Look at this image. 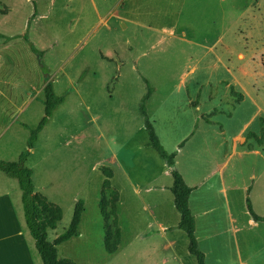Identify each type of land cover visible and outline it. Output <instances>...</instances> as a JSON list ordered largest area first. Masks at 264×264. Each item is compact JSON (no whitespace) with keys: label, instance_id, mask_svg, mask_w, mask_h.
<instances>
[{"label":"rangeland","instance_id":"1","mask_svg":"<svg viewBox=\"0 0 264 264\" xmlns=\"http://www.w3.org/2000/svg\"><path fill=\"white\" fill-rule=\"evenodd\" d=\"M0 11L5 13H0V33L13 38H0V160L16 162L28 149L31 131L44 115L46 76L56 95H66L26 164L38 193L64 212L49 233L50 242L68 230L77 201H84L79 235L57 247L59 258L76 264H163L172 254L165 251L166 244L175 241L186 264H198L178 228L174 202L164 197L159 219L153 222L133 182L109 164L113 154H126L131 163L136 160L145 167V184H172L165 175L167 164L149 147L140 112L145 77L155 88L147 104L149 117L167 152H178L179 144L195 133L174 169L187 173L189 185L213 191L207 192L205 206L198 193L193 197L195 219L217 223L224 232L217 231L218 225L206 228L215 235L199 244L206 264H264V222L253 220L246 203L249 197L255 213L264 217V152L259 157L245 148L234 149L235 137L245 130L261 135L264 0H0ZM25 34L43 57L35 56ZM188 75L189 82H179ZM231 86L244 102L237 103ZM202 94L199 113L194 106ZM205 113L219 124L198 123ZM249 142L257 145L255 139ZM225 153H234L224 169L227 195L203 184ZM102 166L116 171L111 184L120 193L117 213L124 242L112 255L105 250L99 207L107 179ZM132 170L130 177H141L138 168ZM251 173L257 179L249 193ZM1 188L15 197L24 220L18 181L0 172ZM168 194L173 196L171 190ZM212 207L217 212L203 220L202 213ZM231 215L236 217L235 235L229 233L234 229ZM158 223L173 230L163 235ZM11 230L0 219V237ZM8 245L0 244V258L2 249L12 248Z\"/></svg>","mask_w":264,"mask_h":264},{"label":"trees","instance_id":"2","mask_svg":"<svg viewBox=\"0 0 264 264\" xmlns=\"http://www.w3.org/2000/svg\"><path fill=\"white\" fill-rule=\"evenodd\" d=\"M0 13L5 14L3 11H0ZM36 16L37 10L35 11L33 18ZM23 37L25 38V41L29 42L30 48L35 56L38 58L43 57V52L39 51L35 44L29 40L28 35L25 34ZM0 38H5L6 40L13 39L12 37L5 36L1 33ZM142 78L146 84L147 92L141 99L140 112L145 120V129L149 135V147L153 148L169 167H172L177 153L169 154L156 133L147 108V103L155 93V88L148 78ZM45 81L46 85L44 87L43 100L44 115L36 129L31 131L28 140V149L21 153L19 160L16 162L0 160V172L10 178L16 179L19 183L22 192L21 202L23 206L25 226L29 236L33 240L42 264H76L70 259L59 258L57 247L79 235V227L84 212V201H77L68 230L57 237L53 242H50L49 230H55L57 228L59 222L63 219L64 212L59 205L50 201L48 197L35 191L33 170L26 165L31 150L34 148V145L38 140L39 134L49 123L57 107L63 104L66 100V95H56L50 77H47ZM230 89L231 95L236 97L237 103L240 104L243 101V95L240 92L235 91L233 86H231ZM205 121L208 124H214L208 119H205ZM259 122L261 126V135L250 132L247 138L255 139L257 143L262 146L264 144V117H260ZM187 140L188 138L184 140L179 147H183ZM101 170L107 177L103 184L101 201L99 203L105 226L104 244L107 253L114 254L118 251L122 242V230L119 225V216L117 213L120 193L112 187L110 182V179L113 178L114 175L113 171L107 167H102ZM170 173L173 178L171 191L174 195V205L180 214L178 228L186 233L189 240V252L196 257L198 264H206V256L198 247V241L195 234L196 221L189 204V198L194 189L186 183L184 177L177 169H171ZM246 203L253 220L255 222H264V217L255 213L249 197L246 198Z\"/></svg>","mask_w":264,"mask_h":264},{"label":"crops","instance_id":"3","mask_svg":"<svg viewBox=\"0 0 264 264\" xmlns=\"http://www.w3.org/2000/svg\"><path fill=\"white\" fill-rule=\"evenodd\" d=\"M106 58L109 59V60H113L110 57H106ZM187 79H189V75L186 76V77L182 76L180 78L179 82L183 81L184 83H187V82L190 81V80H187ZM227 82H230V81H227ZM232 83H235V82H230V84H232ZM202 98H203V94L201 96V100L199 101V103L197 105H195V106L192 105V106L195 107V110L197 112H199V113L202 112V107L200 105L201 101H203ZM244 101H242V102H244ZM206 114L207 113L201 115L198 118V120H197L198 123H200V121H201L200 119H202L201 123L206 122L205 121V119H207V118H205ZM52 120L53 121L56 120L54 114H53V117L50 119L49 123ZM210 121L212 122L213 120H210ZM214 121H217V120H214ZM215 124H219V123H214V124H210V125H215ZM197 127H198V125H197ZM249 133L250 132H247V130H245L242 135H239V136L235 137L236 144L234 145V149L237 150L238 147H240V149H242V151H244V148H245L249 152H251L252 154H254L256 156H259V157L263 156V155H260V153L262 154L264 152L263 145L260 146L257 143V141H256L257 145H255L254 143H250L249 140H251V139L247 138ZM254 133L257 134V132H254ZM193 136H195V133H193L190 136V138H188V140L186 141V143L184 144L183 147L180 148L178 146V152H176L177 155H176V157L174 159V165H175V161L177 160L179 152L185 148L186 144L190 141L191 138H193ZM239 144H240V146H239ZM260 147H262V148H260ZM33 153H34V148L31 150V154H30L29 158L33 155ZM169 154H171V153H169ZM233 154L234 153H232L230 155L229 154L226 155V153H225V154L222 155V157H218L217 161L215 163V167H212L211 170H209L208 174L205 176L206 180L204 181L203 184L209 185V188H214L220 194L227 195L228 194V186H227L228 182L226 181L224 169L227 168L228 162L231 160ZM132 161H133V158L131 159V158L127 157L126 154H122L121 156H119L118 154H113L111 156L109 164H111L112 166H115L116 167L115 169L120 170L122 172V174L126 175V177H128L129 180L133 182L134 188L136 189L135 194L139 195L140 197H143V199H142L143 201L142 202L144 204V211L149 210L151 212V220L153 222H155V221L157 222V220L159 219L158 209L163 207V205H164V197H165V199L167 198L168 200L170 199L171 202L172 201L174 202V195H173L172 191H171V193H172L173 196L168 194L169 190H171V187L173 185V178H172V175L170 173V170L174 169V165L172 167H169L167 165V168L169 169V171L167 170L166 174H165L167 177L172 178V184H171V186H169V185H165L164 186V184H161V185L160 184H156L152 180L147 182L146 184L143 181H141V180L144 179V174L146 172L145 167L144 166H140L136 162V160H135L134 163H131ZM136 168H138V170L141 171V177L133 179L132 177L129 176L130 174L128 172H129V170L131 171L132 169H136ZM112 171H113V174H114L113 175V178H114V176L116 175V171L115 170H112ZM132 172H133V170H132ZM179 172L184 177L186 183L187 184L190 183L188 181L187 173L185 171H183L182 169ZM250 175H251L250 178L252 179L251 180L252 185L247 188V191L249 193L251 192V190H252V188H253V186L255 184V181L257 179L255 174L251 173ZM113 178H111V179H113ZM215 178H218L217 184H213L211 186L210 185L212 183L211 181H212V179H215ZM111 179H110V182H111ZM189 186L194 189L193 192L190 195V198H189V204H190L191 210L193 209V206L196 205V203L193 201V197L195 195H197L196 193H198L199 198L202 199V202H201L202 206H205V205H207L209 203L208 202L209 201L208 197L210 196L211 193L207 194V192L208 191L209 192H213L212 190H210V189L204 190V188L202 186H199V187H195V186H191V185H189ZM35 191L38 192L36 190V187H35ZM145 195L148 197V199L145 198ZM157 195H159V197H156ZM171 197H172V199H171ZM220 200L222 201V199H220ZM221 201L220 202L217 201V203H221ZM227 203L229 204L228 201H227ZM216 212H217V210L214 209V207H212V208L206 210L205 212H203L200 217L204 220V216H207V215H210V214H214ZM225 213L229 217V211H225ZM23 215H24V213H23ZM231 216H230V218H231V224L232 225L230 226V228H234V229H230L229 233H231L232 235L233 234L235 235L236 231L238 230V228H236V225H237L236 217L235 216L231 217ZM0 219H2L5 222H8L9 225L11 226V228H12L11 232L9 233V235L7 237H5V236H3L4 238L0 237V244H2L3 246L6 247V246H9L8 245V243H9V244H11V247H12L11 249H9V252L7 251V249H2V253L5 252V254H3L2 256H3V258L7 259V262H8L7 264H37L36 255H35L36 249H35V246L33 245L32 241H31V239L29 238L27 229L25 227V221L22 218L21 211H20V208L18 206V202H16L15 197L13 195H11V193H9L8 190L5 191L2 188L0 189ZM195 221L197 222V224H196V233L195 234H196V238H197V241H198V247H199L200 242H202V241L203 242L204 241H212L213 237L215 236V235L209 234L206 231V228L210 227V226L216 227L218 224L217 223H207V222L204 223L203 221L199 220L198 218H196ZM256 223H258V222H256ZM158 224H159V227L163 231V233H162L163 235H166V234H168L167 233L168 231H172L173 230V228L169 227L166 224H162V223H158ZM201 227H202V229H201ZM217 227H218L217 231L219 233L223 232V229H221V227L219 225ZM23 229L25 230L26 235L24 234ZM51 231H54V230H49V233ZM223 233H221V234H223ZM217 235H219V234H217ZM161 240L163 241L165 239L161 237ZM122 242H124L123 233H122ZM177 245H178V243L175 242V241H169L166 244V246H165L166 250L165 249L164 250L168 251L169 253H172V254L169 255V257H165L163 259V264H171L172 262H174L175 264H186V262L183 260V258L180 257L181 254H179L177 252V250L179 249L177 247ZM120 246H121V244H120ZM120 246H119V249H120ZM188 249H189V245H188ZM110 255H112V254H110ZM205 256H206V254H205ZM3 258H0V264H6V262H4ZM40 261H41V259H40ZM41 264H42V262H41Z\"/></svg>","mask_w":264,"mask_h":264},{"label":"water","instance_id":"4","mask_svg":"<svg viewBox=\"0 0 264 264\" xmlns=\"http://www.w3.org/2000/svg\"><path fill=\"white\" fill-rule=\"evenodd\" d=\"M45 78H47V76Z\"/></svg>","mask_w":264,"mask_h":264}]
</instances>
